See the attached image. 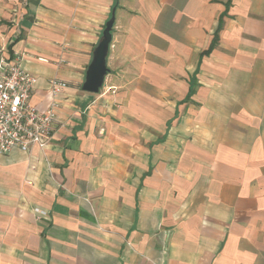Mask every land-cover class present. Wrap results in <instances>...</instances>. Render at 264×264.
<instances>
[{
  "label": "crops",
  "instance_id": "crops-1",
  "mask_svg": "<svg viewBox=\"0 0 264 264\" xmlns=\"http://www.w3.org/2000/svg\"><path fill=\"white\" fill-rule=\"evenodd\" d=\"M17 52L40 111L68 85L48 146L0 157V264H264V0H0Z\"/></svg>",
  "mask_w": 264,
  "mask_h": 264
},
{
  "label": "built area",
  "instance_id": "built-area-1",
  "mask_svg": "<svg viewBox=\"0 0 264 264\" xmlns=\"http://www.w3.org/2000/svg\"><path fill=\"white\" fill-rule=\"evenodd\" d=\"M38 81L18 52L10 59L0 56V157L16 149L26 152L33 144L42 150L48 146L58 119L59 96L68 83L60 77L50 80L52 102L43 112L31 102Z\"/></svg>",
  "mask_w": 264,
  "mask_h": 264
},
{
  "label": "water",
  "instance_id": "water-1",
  "mask_svg": "<svg viewBox=\"0 0 264 264\" xmlns=\"http://www.w3.org/2000/svg\"><path fill=\"white\" fill-rule=\"evenodd\" d=\"M116 21L115 8L107 21L103 35L93 51V58L86 71V78L82 85L83 90L90 93H99L103 88L106 76L110 72L108 56L113 40V28Z\"/></svg>",
  "mask_w": 264,
  "mask_h": 264
},
{
  "label": "rangeland",
  "instance_id": "rangeland-1",
  "mask_svg": "<svg viewBox=\"0 0 264 264\" xmlns=\"http://www.w3.org/2000/svg\"><path fill=\"white\" fill-rule=\"evenodd\" d=\"M103 89V88H102Z\"/></svg>",
  "mask_w": 264,
  "mask_h": 264
}]
</instances>
